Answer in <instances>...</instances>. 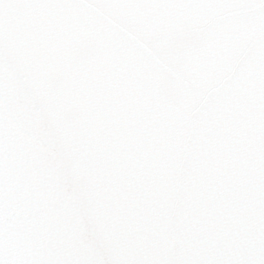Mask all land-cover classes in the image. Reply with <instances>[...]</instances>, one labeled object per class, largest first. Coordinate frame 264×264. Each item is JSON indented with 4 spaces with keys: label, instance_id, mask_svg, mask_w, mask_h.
I'll list each match as a JSON object with an SVG mask.
<instances>
[{
    "label": "snow or ice",
    "instance_id": "6c2138e0",
    "mask_svg": "<svg viewBox=\"0 0 264 264\" xmlns=\"http://www.w3.org/2000/svg\"><path fill=\"white\" fill-rule=\"evenodd\" d=\"M0 264H264V0H0Z\"/></svg>",
    "mask_w": 264,
    "mask_h": 264
}]
</instances>
